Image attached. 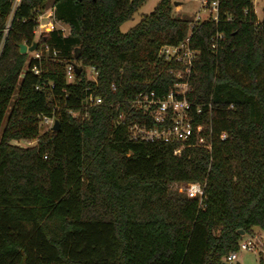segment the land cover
Instances as JSON below:
<instances>
[{
	"label": "trees",
	"instance_id": "1",
	"mask_svg": "<svg viewBox=\"0 0 264 264\" xmlns=\"http://www.w3.org/2000/svg\"><path fill=\"white\" fill-rule=\"evenodd\" d=\"M145 1L16 7L0 52V264H223L243 239L239 230L264 232V7L259 20L253 0H206L217 2V20L192 22L160 0L121 32ZM12 2L0 0V27ZM48 3L68 30L35 39L37 10ZM186 38L197 51L188 118L193 133L206 128L209 148L194 135L130 139L133 123L160 127L131 100L167 95L177 80L158 51ZM33 42L48 47L39 59L19 53ZM67 64L80 68L70 82ZM89 96L101 104L86 105ZM44 118L59 130L40 133ZM195 182L200 203L171 188Z\"/></svg>",
	"mask_w": 264,
	"mask_h": 264
},
{
	"label": "built area",
	"instance_id": "2",
	"mask_svg": "<svg viewBox=\"0 0 264 264\" xmlns=\"http://www.w3.org/2000/svg\"><path fill=\"white\" fill-rule=\"evenodd\" d=\"M20 0H13L11 12L5 19L4 23L0 27V52L5 43L6 37L11 27V20L13 13L18 6ZM204 8H208L211 11V19L217 20V2L211 1L209 5L206 4V0H203ZM37 24L33 31L35 39H37L42 33L49 32L53 29H60L64 32L63 26L54 20L53 9L50 7L45 11L37 10ZM58 27H56L57 25ZM221 38L220 35L210 39L211 47L215 48L216 39ZM42 50L47 51L48 47L43 49L34 50L32 52L33 59H39ZM196 50L192 49L188 45V38L183 40L177 45H165L162 46L158 55L163 58L167 65H171L168 72L171 73L177 80L173 88L167 93L165 97H157L154 92L139 93L134 99L131 100L132 107L136 110H141L152 117L154 122L160 125V127L147 128L144 124L139 125L137 123L131 124L129 127L130 139L132 140H144V141H163V142H184L194 135L195 142L198 145L209 148L207 138L200 135V131L206 130L202 126H196L195 133H193V127L188 118V111L190 104L185 98V92L188 87V74L192 67V61L196 54ZM31 53V52H30ZM55 54V52H52ZM95 77V71L90 68ZM31 71L34 74H38V69L33 66ZM75 75L74 66L67 64L65 66V77L68 82L72 81ZM93 77V79H94ZM113 88V85H112ZM102 100L98 96H89L85 99V103L88 106H94L101 104ZM199 112V109H196ZM74 114V113H72ZM121 118V114L118 115L117 122ZM49 118H44L48 120ZM50 120L53 121L51 118ZM169 121V123H167ZM206 132V131H205ZM186 195L190 198H195L200 203L203 199V189L200 183H187ZM260 239V238H259ZM258 244V238L256 236H247L245 240H241L238 243V249L231 252L226 257V263H232L236 259L237 252L241 251H255Z\"/></svg>",
	"mask_w": 264,
	"mask_h": 264
},
{
	"label": "rangeland",
	"instance_id": "3",
	"mask_svg": "<svg viewBox=\"0 0 264 264\" xmlns=\"http://www.w3.org/2000/svg\"><path fill=\"white\" fill-rule=\"evenodd\" d=\"M160 0H146L141 6L137 8V10L133 13L132 17L128 19L127 21L123 22L119 30L121 32H126L129 28L134 26L136 23L139 22V20L144 16L149 14L156 4ZM173 2H177L175 5H173V11L174 13H180L183 15H186L189 19L192 20V22L195 21H201L204 19H208L211 17V11L208 10V8H204L203 0H172ZM50 3H48L47 7L44 9L48 10L50 8ZM264 7V0H253V8L254 12L256 14L257 19L262 18V9ZM57 25V24H56ZM58 27V25L56 26ZM64 32H67L68 28L67 26H63ZM28 57H32V52H27ZM84 71L86 73V77L88 79H93L94 74L92 73L90 68H84ZM73 115H77L74 113ZM53 124V121L48 119L41 122L40 126V133H43L47 130H51V126ZM18 145L20 146H32L36 143V140L26 141V140H20L17 141ZM188 184L187 183H174L172 184V190L177 193H185L186 194V188ZM258 229H253V235L258 238V244L259 246H256L255 251H241L237 252L236 254V260L232 263L234 264H264V232L257 231ZM248 235H243V240L247 238ZM260 238V239H259Z\"/></svg>",
	"mask_w": 264,
	"mask_h": 264
},
{
	"label": "water",
	"instance_id": "4",
	"mask_svg": "<svg viewBox=\"0 0 264 264\" xmlns=\"http://www.w3.org/2000/svg\"><path fill=\"white\" fill-rule=\"evenodd\" d=\"M177 2H173V5H175ZM37 47V42H33L30 46H27L24 43H20L18 45V49H19V53H27V52H33L34 50H36ZM75 72L79 73L80 68L78 67H74ZM59 130V123L57 122V120L53 121V124L51 126V131H58ZM238 233L240 235H244V232L242 230H239ZM223 264H234V263H223Z\"/></svg>",
	"mask_w": 264,
	"mask_h": 264
},
{
	"label": "crops",
	"instance_id": "5",
	"mask_svg": "<svg viewBox=\"0 0 264 264\" xmlns=\"http://www.w3.org/2000/svg\"><path fill=\"white\" fill-rule=\"evenodd\" d=\"M257 231H258V230H257ZM236 259H237V258H236ZM236 259H235V260H236ZM235 260H234V261H235Z\"/></svg>",
	"mask_w": 264,
	"mask_h": 264
}]
</instances>
